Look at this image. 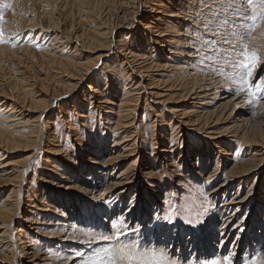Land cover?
I'll use <instances>...</instances> for the list:
<instances>
[{
  "label": "rangeland",
  "instance_id": "rangeland-1",
  "mask_svg": "<svg viewBox=\"0 0 264 264\" xmlns=\"http://www.w3.org/2000/svg\"><path fill=\"white\" fill-rule=\"evenodd\" d=\"M179 1L147 0L142 7L144 14L132 18L130 13L121 16L127 10L121 12V7L116 5L119 0H0L4 18L0 28L7 41L0 43V102L7 100L19 109L17 117H11L15 120L8 122L9 134H5L14 137L17 145L7 148L1 137L5 114L0 106V202L8 198L12 190L14 192L10 194L12 198H8V202L13 203L14 212L11 217L0 218V233H4L0 237V264H84L104 248L135 247L138 253L147 255L146 245L153 248L161 244L175 245L176 251L167 261L177 259L179 263L172 264H207L213 256L229 253H234L231 264H248L254 251H264V245L251 251L253 245L264 244V150L258 156L251 155L264 140V116L254 114L242 127L256 139V142L248 139L255 145H248L241 134L230 137L226 147L231 155H223L219 160L218 148L212 144L207 128L186 125L180 130L176 128L175 114L168 111L169 106L193 111L202 105L192 100L187 103L180 97L189 91L191 83L179 75L185 72L183 69L169 72L167 66L164 68L165 63L185 62L189 65L186 71L193 72L190 68H194L197 73L205 69L208 79L218 74L211 69L212 61L204 60L201 55V52L212 55L206 49L195 53L191 49L193 46L186 43L179 47L183 52L172 59H168L169 53L159 46L149 50L155 46V37L145 29V23L155 31L166 27L171 34L185 33L186 26L176 27L178 21H181L180 25L187 24L179 17H164L159 13V19L151 18L155 14L150 11L152 8L168 11ZM6 3H10L11 8H4ZM161 3L164 6H158ZM103 31L106 34H102ZM261 32L264 34V28ZM91 35L96 37L95 42H92ZM261 40L264 41V37ZM110 41L113 42L110 44ZM102 42L108 45L100 46ZM189 50L196 57H185ZM129 51L140 55V59L134 62L137 65H145V59L151 55L161 57L154 60L156 67L150 70V74L162 80L158 89L169 88L164 92H169L170 102L163 105L156 98H146L141 85L138 87L139 100L133 91L130 92V86L140 77L133 69L127 73L124 70L125 65L131 67L123 59ZM256 52L259 61L252 69L253 73L257 72L252 76V84L264 77V59L260 51ZM101 53L105 56L98 60ZM90 64H94L93 69L81 78L85 72L83 69ZM231 71L229 67L224 68L222 79L226 84L222 93L234 87L226 79V74ZM90 84L94 87L89 88ZM96 86H100L104 95L114 102L106 104L102 99V108ZM245 96L250 97L248 93ZM122 98H136L130 101L136 107L129 115L132 118L135 114L136 120L132 127H121L115 134L117 118L110 110L116 108L115 111L119 112L118 104ZM261 100L263 98L258 102ZM127 107L131 106H124L123 111ZM155 112L161 113L158 120ZM123 118L122 121L127 119ZM37 123L40 125L38 132ZM227 126L222 124L223 129ZM133 132L138 133L137 151L140 149L139 155H133V160L138 159L136 168L140 169L138 183L125 194L123 202H118L116 195L101 202L98 196L105 190L106 177L111 176L112 168L116 174L131 160L119 161V166L111 165L109 170L99 164L116 151L126 149L131 152L125 145L130 141L126 138ZM29 141L32 145H27ZM116 141L118 144L114 146ZM53 144L59 146L61 152L52 150ZM133 145H130L132 149L136 146ZM259 158L262 162L258 161L259 165L249 174L235 179L228 193L211 197L210 191L224 179L231 165L245 163L247 167L249 160L255 162ZM7 164L8 167H3ZM216 168L220 178H216L218 174L205 180ZM150 169L154 170L152 176L149 175ZM90 185L98 186L88 196L84 191ZM236 191L242 193L241 197L246 192L252 193L247 209L230 224L232 227L247 215L248 231L237 245L236 229L229 239L221 241L223 223L215 212L224 201L223 195ZM129 205L133 206L134 216H139L145 224L141 226L139 223L135 229L140 233L145 231L144 241L143 237L131 234L133 231L125 233L119 223L118 238L110 241L93 239L94 236L116 234L115 228L111 230L110 218L122 215ZM169 211L175 213L171 222L164 218ZM67 214L78 227L82 224L87 230L78 233L77 228L64 226L70 222ZM187 220L193 223H186ZM239 244V250L234 251ZM247 246L251 249L245 254ZM77 252L83 255L76 256Z\"/></svg>",
  "mask_w": 264,
  "mask_h": 264
},
{
  "label": "bare ground",
  "instance_id": "bare-ground-1",
  "mask_svg": "<svg viewBox=\"0 0 264 264\" xmlns=\"http://www.w3.org/2000/svg\"><path fill=\"white\" fill-rule=\"evenodd\" d=\"M119 1H120V3L117 2L116 5L118 7L119 6L121 7V10H122L121 12H123L124 9L127 10V11L123 12V15H121L122 17L123 16L125 17V16L131 14L132 18H134V17L138 18L139 13L144 14L142 11V7H144V5L147 4L146 3L147 0H119ZM206 2H207V0H200V1H197V0H180L177 5H175V6L172 5L171 7L168 8V11L162 10L163 12L162 11L160 12L159 10H157V8H155V10H154V8H152L150 11L155 13L154 16H151L152 19H154V20L159 19L158 18L159 13H161V15H164V17H167V16L168 17H179L181 20H183L185 22L187 21L186 22L187 24L184 23V25H180L179 23L181 21H178L176 27L181 26L183 28L184 26H186L187 28L185 29V33H183L181 35L176 34V33L175 34L172 33L173 34V37H172L171 36L172 34L167 32L168 30L166 29V27H159L160 30L155 31V30H153V28H151V25L149 23H145V25L143 23L145 29L151 31L150 33L155 37L154 38L155 42H153V43H155L154 44L155 46L150 47L149 50H151V48H154V47L156 48V46H159L162 49H166V51L169 53V55H167V58L172 59V56H175V55L183 52V51H180L179 47L181 45H186V43H187L188 45L193 46V47L192 46H190V47H192L191 49H193L196 53L197 48L199 47V43L196 42V36L199 35L200 33L196 31L197 25L193 23V19L194 18H200L198 14L202 10L204 13H207L208 9H207V7H205ZM160 5H163V4L161 3L158 6H160ZM118 7H116V8H118ZM128 8L129 9L133 8V9L131 11H129ZM122 19H124V18H122ZM132 23H134V22H132ZM237 23L238 24L242 23V21L237 20ZM243 23H246V22H243ZM203 28H204V25L199 24V29L202 30ZM261 28L262 29L264 28V23H262L260 25V27L257 28L256 31L252 33V36L248 38V43H249L250 50L260 51L261 52L260 55L263 57L262 59H264V41L261 40V38L264 37V34L261 32ZM174 29H177V28H174ZM154 32H156V33H154ZM107 33H109V32H107ZM102 34H106V32L103 31ZM92 36L93 35H91V37ZM206 36H210V34L205 33V38H207ZM175 37H178V38H175ZM253 37H255V39H253ZM91 40H92V42H95L96 37H92ZM84 42H85V40H84ZM106 42L100 43V46H103L104 44H106V46H107L108 44ZM111 42H113V41H110L109 43L111 44ZM128 53L129 54H125L123 59H124V63L125 62H126V64L130 63L131 67H126V65L123 63L125 65L124 70L127 73L128 71L133 69L140 77L139 80H136L130 86L131 87L130 92L133 91V95L137 98V100H139L141 98V96L138 95L139 94V91H138L139 88L138 87L141 85V86H143V89L145 90V94H143V95H145L146 98H147V96H150L152 98H156L163 105L170 102L171 100H170V97L168 96V95H170L169 92H167V93L164 92V91H169L168 90L169 88H166L165 90H163L164 88L158 89V85L161 84L160 82H162V80L156 79V77H154L152 74H150V70H153L156 67L154 60L161 59V57L156 56V55H154V57H153V55H151L150 57L146 56V57H148V59L146 60L144 58L145 62L147 61L145 63V65H142V64L137 65L134 62L137 61L138 59H140V55L136 52H133V51H132V54H131V51H129ZM185 55H186L185 57H196V56H192L195 54L191 53L190 50L185 52ZM104 56H105V53H101L97 56V59L99 60L101 57H104ZM260 60H261V58H260ZM196 61H199V58H197ZM53 62H54V60H53ZM94 64H90L85 69H83V70H85V72H83V74L81 75V78H84L85 76H87L90 73V69H93L91 67ZM168 64L169 63H167V64L165 63L164 68L167 66L166 68H169V70H168L169 72L170 71H176L177 72V71H179V69H183L185 72H180L179 75L181 74L182 78H185L184 81H189L191 83L189 91L187 93L181 95L180 97L184 100L186 99L187 103H190L192 100V102H197L195 104L201 103V105H202V106H200L201 108H195L193 111H190V110L184 111L181 109V107L169 106L170 110L168 109V111L169 112L172 111V113H174L176 116V118H175L176 119V122H175L176 128L181 130L182 127H184L186 125H193V126L199 125L200 127L207 128L208 133L210 134V137L212 139V141H211L212 144L216 148H218L217 152L219 155L217 156V159H219V160L222 158L223 155H226V156L231 155L230 150H228V148L226 147V141L230 137L231 138L235 137V136L239 137L241 134L242 135L241 138L248 145L249 144L255 145L254 143H250L248 139H250L254 142H256V139L250 137L246 132L247 130H244L242 127H243V124L247 120L252 118L251 116H254V114L261 113V115L264 116V110H260V109H264V98H263V100H261L258 103L254 102L255 106H253V105L251 106L248 103L246 104L247 100L251 98V97L246 98V96H245L247 94V92H245L246 90L244 92H240L239 94H236V86H234V87L232 86L230 88V90H227V91L222 93V91L224 90V89H222V87H224V85L226 84V81H224L222 79L223 78L222 74L218 73L217 75L212 77L213 79H211V78L208 79L207 74L205 72V69L202 70V73H197V72H195V71H197V69H194V68H190V69L194 70L193 72L186 71L185 69L187 67H189V65H185V62L177 63L175 65H172V64L168 65ZM127 68L129 70H127ZM255 70H256V68H255ZM255 73H257V72H255ZM255 73H253V74H255ZM261 78H264V77L262 76ZM259 81H261V79H259ZM261 82H264V81H261ZM93 87H92V84L89 85V88H93ZM95 91L98 94L100 102L102 99H103L102 102L106 103V104H110V103L114 102L111 99V97L108 98L107 96L104 95L103 90L100 88V86L99 87L96 86ZM142 98H143V96H142ZM135 99H132V100H135ZM242 99H245L244 100L245 103L242 102ZM132 100H131V98H129V100L122 98V100H120V103L118 104L120 111L116 112L115 111L116 108H114V110H110V111H112L111 113L116 114L115 118H117V120L115 121L116 126H117V128L115 129V134H117L116 130L120 129L121 127L128 128V127H132L135 124L136 115L134 114L132 118H129V115L134 111L133 108L136 107V105L134 106V104L132 105L130 103V101H132ZM102 102L100 104L101 107L103 106ZM0 106L2 108L3 114H5V117H4L5 129L3 132L4 135L3 134L1 135V137L3 138L2 140H3V142L7 148L8 147L15 148L14 145H17V144H15V140L13 139L14 137L11 138L12 137L11 135L8 136L5 134L10 132V130H7V127H10L8 125V122L15 120L14 119L15 117L14 118H11V117H13V116L17 117L16 113L19 112V109H18L16 104H14L12 102H8L7 100H1ZM124 106H131V107H127L126 110L123 111L122 108H124ZM210 107H214V108L211 109ZM253 107H254V109H253ZM82 115H84V114H82ZM154 115H155V117L157 116L156 120H158L159 119L158 117L161 116V113L155 112ZM123 117H127V119L122 121V119H124ZM111 118L114 119V117H111ZM37 120H38V118H37ZM164 120H166V119H164ZM170 120L172 122V119H170ZM37 124L39 125V123H37ZM222 124H224V125L227 124L228 126L224 127V129H223ZM10 125H12V124H10ZM38 125H36V127H37L36 132H38V128L40 127V125L39 126ZM11 127H13V126H11ZM172 127H174V125ZM218 129L219 130L222 129V131H219ZM137 131L138 130H136V132ZM136 132L131 133L130 135H128L129 137L126 138V139H129L130 141L129 142L127 141L128 143L125 145V148L127 147L128 149H131V150H129L131 152H128L126 149H123V151L119 150V151H116L114 153H111V155H109L107 159H104L102 161V164L98 163L99 167H106L105 170H109V166H111V165L116 166L118 164L117 162H119V161H120V163H122V162H125L127 159H129V161L131 160L130 164H127V166L122 171H119V172L117 171L116 174H115V170H114L115 168H112L113 172L109 173V175H111V176H109L108 178L106 177V180H107L106 188L98 196L101 202H107L112 197V195H116V197L118 198L117 199L118 202H120V201L123 202L125 194L130 190V188H132L134 185H137L138 179L140 176V169L136 168V163H137L138 159L133 160V158L136 155H139L140 149L137 151L138 145H136V140L138 138L137 137L138 133H136ZM55 135H57V134H55ZM54 137H56V136H54ZM133 140L135 141V144L132 143ZM35 141H36V139H35ZM21 143L22 142H20V145H21ZM259 143H260L259 148L254 149L253 154H251V155H253V156L257 155L258 156L259 153L264 150V140L259 142ZM117 144H118V142L116 141L114 146H116ZM133 144L136 145L134 147V149H132L130 147V145H133ZM27 145H32V141H29L27 143ZM53 146L54 147L52 148V150H54L55 152H61V149L59 146H57L56 144H53ZM169 152L172 153V150H169ZM133 155H135V156H133ZM168 158L171 159L172 157H168ZM166 160H168V159L166 158ZM258 161L262 162V159L259 158V159L255 160V162H254V160L253 161L249 160L248 161L249 166H247V167L244 166L245 163H244V165H241L240 163L239 164L235 163V164L231 165V167L225 173L224 179L217 186H215L213 190L210 191L211 197L212 196L216 197L217 195H220L221 192L222 193H228V190L231 187L233 181L235 179H240V177L252 172L256 168V166L259 165ZM133 162H135V163H133ZM169 162L170 161H168V163ZM95 164H97V163H95ZM117 166H119V165H117ZM3 167H8V164L6 166H3ZM3 170H5V168H3ZM149 175H151V176L154 175V170H151L149 172ZM215 175H218V177H216L217 179L220 178V172H217V168L215 169L214 172L211 171V173L206 177L205 180H208L210 177L213 178V177H215ZM97 186L90 185L89 187L85 188V191H84L85 194H88V196H89V193H92L91 191H94L95 187H97ZM12 192H13V190H12ZM12 192L10 194H12ZM10 194H9L8 198H12V195L10 196ZM231 194H227V196L223 195L222 199L224 201L222 203H220L219 207L216 209L215 212L221 216V221L223 223L222 227L220 229L221 241L225 242L227 239H229L230 236L232 235V233L234 232V229H236L237 234H236L235 239H236V245H237L238 241H241L240 239H241V237H243L244 233H246L248 231V221L246 219L247 215L246 216L243 215L241 217V219H239L232 227H230V224H231V222L235 221L238 217H240L241 213L245 209H247V203L249 202L252 193L246 192L243 197H241L242 193L240 191H236L235 193H231ZM8 198L3 199V201L0 202V218L11 217L12 213L14 212L13 203L8 202L9 201ZM106 204H108V203H106ZM132 207L133 206L129 205L127 210L122 215H118L116 217L110 218V221H112L111 224L113 225L114 223L115 224L119 223L120 226H123V230L125 231V233H127V231H133L131 234H135L136 236L139 235V237H143V241H144L146 238V237H144L145 231L140 233V232H136L135 229L139 223L142 224L141 226H144L145 224L139 216H134ZM114 208H115V206H114ZM215 212L213 214H215ZM129 213H131V214H129ZM127 214H129V215H127ZM136 217H139V218H136ZM136 219H138V221L136 223H134V221H136ZM139 219H140V221H139ZM68 220L70 222H68L64 226H69V228H71V229L77 228L78 233L84 232L87 230V227H85L82 224H79L80 226L78 227L76 225L77 224L76 222L71 221L69 215H68ZM134 226H135V228H134ZM111 230H114V228L112 226H111ZM128 234H130V233L128 232ZM3 235H4V233H0V237ZM130 237H132V236H130ZM235 239H234V241H235ZM262 245H264V244L260 243V244H256L255 246L253 245L252 249L250 246H247V248L245 250V254H247L250 251V249H251V251L256 250L258 247H261ZM146 246H147V247H145L147 249L146 252H148L147 255H149L148 257L150 259H151L150 254H152V252L156 253V254L163 252L165 254L166 258L168 259L176 251L174 249L175 248L174 244H170L169 246H166L165 244H161L158 247H153V248H151V246H148V245H146ZM239 246H240V244L238 245V247L234 248V251H235V249L239 250V248H240ZM255 252L256 251H254L253 254ZM230 254L231 253H229L225 256H221V257L213 256L211 259H209L207 261V264H212V261H220V264H224V257H226V256L230 257ZM231 255L232 256L230 258L233 259L234 253H232ZM157 258H159V257L157 256ZM169 262H171V261H169ZM172 262L179 263V261L177 259H173ZM188 263H190V262H188ZM65 264H69V262L65 263Z\"/></svg>",
  "mask_w": 264,
  "mask_h": 264
},
{
  "label": "snow or ice",
  "instance_id": "snow-or-ice-1",
  "mask_svg": "<svg viewBox=\"0 0 264 264\" xmlns=\"http://www.w3.org/2000/svg\"><path fill=\"white\" fill-rule=\"evenodd\" d=\"M11 6L10 3L3 5L4 8ZM205 7L208 9L207 13L202 10L198 14L200 18L193 19V23L197 25L196 31L200 33L196 36V42L199 43L197 52L206 49L212 53L205 55L201 52V55L204 60L212 61L210 66L214 72L224 75V68H231L232 71L226 74V79L236 86V94L247 90L251 97L247 103L255 106L254 102L258 103L259 99L264 98V82H261L264 78L255 84L250 82L253 76L252 69L259 56L255 50H250L248 38L264 23V0H207ZM3 20L0 10V23H3ZM237 20L242 23L238 24ZM199 24L204 25L203 30L199 29ZM204 33L210 34L214 39L205 38ZM3 42L7 41L4 39L3 29L0 28V43ZM225 45L227 47H224ZM174 216L175 213L169 211L164 218L171 222ZM185 222L193 223L192 220ZM112 227L116 229V234L94 236L93 239L110 241L118 238L120 234L118 225L114 223ZM82 255L80 252L76 253V256ZM84 264H172V262L167 261L163 252L152 253L149 259L146 254L138 253L135 247L124 246L97 251ZM212 264H220V261H212ZM224 264H231L230 257H224ZM248 264H264V251L255 252Z\"/></svg>",
  "mask_w": 264,
  "mask_h": 264
}]
</instances>
